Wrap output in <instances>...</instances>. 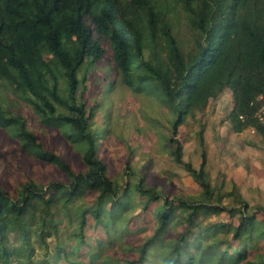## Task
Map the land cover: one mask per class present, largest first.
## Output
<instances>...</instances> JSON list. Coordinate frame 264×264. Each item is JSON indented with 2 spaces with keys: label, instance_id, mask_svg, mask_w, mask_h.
I'll list each match as a JSON object with an SVG mask.
<instances>
[{
  "label": "trees",
  "instance_id": "1",
  "mask_svg": "<svg viewBox=\"0 0 264 264\" xmlns=\"http://www.w3.org/2000/svg\"><path fill=\"white\" fill-rule=\"evenodd\" d=\"M173 8L187 18L188 49L174 34ZM104 59L129 87L160 91L172 159L202 198H169L128 160L123 175L133 182L109 173L100 153L108 130L93 127V111L78 95L86 87L82 67ZM0 82L31 94L43 124L83 145L76 170L28 130L22 111L0 109V128L59 171L45 181L27 177L14 189L0 185V264H264V218L249 211L237 186L212 184L203 126L198 167L183 160L177 137L188 117L230 89V129L264 138L255 115L264 105V0H0ZM138 204L143 221L131 213Z\"/></svg>",
  "mask_w": 264,
  "mask_h": 264
},
{
  "label": "rangeland",
  "instance_id": "2",
  "mask_svg": "<svg viewBox=\"0 0 264 264\" xmlns=\"http://www.w3.org/2000/svg\"><path fill=\"white\" fill-rule=\"evenodd\" d=\"M169 17L174 34L184 49H188L192 36L185 14L180 8H173ZM83 74L87 78L84 82L86 87H82V84L78 95L87 108L93 111V127L108 130L102 140L100 153L107 163L109 173L117 176L122 183L126 180L133 182V176L123 175L128 160L137 176H144L147 185L169 198H202L198 184L172 159L173 144L168 140L170 113L163 105L160 91L146 89L148 84L140 91L129 87L117 71L111 67L109 69L105 59L97 64L84 65L79 76ZM57 83L63 86L59 78ZM0 89L4 91L0 93L2 112L22 111L27 116L26 126L29 131L38 133L51 147L63 152L76 170L82 169L80 156L83 145L67 142L59 126L43 124L27 100L31 94L12 92L9 85L2 82ZM230 92V89H226L209 102L202 114L188 117L179 126L177 137L182 144V158L195 167L199 166L201 157L196 133L203 126L207 155L205 167L212 184L218 185L222 181L224 191H230L233 185L237 186L250 206L249 211L263 219L264 184L250 186L247 181L264 175V160L261 158L264 155V138L252 129L240 133L230 129L227 120L232 105ZM251 150L256 154H252ZM251 157L258 163L254 168L251 167ZM58 176L56 167L32 157L6 130L0 128V185L14 189L27 177L34 181H45ZM232 202L230 198L224 200L225 204ZM139 207V204L136 205L131 213L134 220L143 221ZM220 217L226 220L228 216L223 212ZM147 232L142 231L139 235L145 236ZM261 245L264 246V242Z\"/></svg>",
  "mask_w": 264,
  "mask_h": 264
},
{
  "label": "crops",
  "instance_id": "3",
  "mask_svg": "<svg viewBox=\"0 0 264 264\" xmlns=\"http://www.w3.org/2000/svg\"><path fill=\"white\" fill-rule=\"evenodd\" d=\"M251 153L254 154V155L256 154L255 151H253V150H251ZM252 157H251V167L253 166V168H254V166H257L258 163L256 161H254L252 159ZM261 158H263V160H264V155ZM260 183H262V185L264 184V175L263 174H261L256 179L253 178V179H251V181H247V184H249L250 186H253L254 184H260ZM258 187H260V186L258 185Z\"/></svg>",
  "mask_w": 264,
  "mask_h": 264
},
{
  "label": "built area",
  "instance_id": "4",
  "mask_svg": "<svg viewBox=\"0 0 264 264\" xmlns=\"http://www.w3.org/2000/svg\"><path fill=\"white\" fill-rule=\"evenodd\" d=\"M255 115L257 116L258 120L264 123V105H261L259 109L256 111Z\"/></svg>",
  "mask_w": 264,
  "mask_h": 264
}]
</instances>
